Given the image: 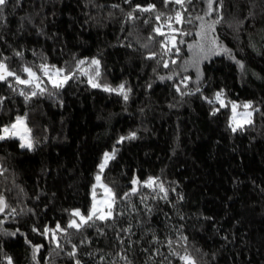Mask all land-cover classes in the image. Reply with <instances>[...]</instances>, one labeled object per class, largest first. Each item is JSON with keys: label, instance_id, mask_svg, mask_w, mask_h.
I'll list each match as a JSON object with an SVG mask.
<instances>
[{"label": "trees", "instance_id": "obj_1", "mask_svg": "<svg viewBox=\"0 0 264 264\" xmlns=\"http://www.w3.org/2000/svg\"><path fill=\"white\" fill-rule=\"evenodd\" d=\"M149 4L154 11L136 8ZM0 7V60L22 79V69L32 68L46 89L0 81V128L27 114L34 138L32 149L19 138L0 140L7 201L0 264L7 257L12 264H185L186 254L195 264H264V0L213 3L205 22L220 19L213 37L231 56L212 54L213 38L197 35L205 0L183 8L164 0H7ZM177 11L192 22L176 23ZM169 23L179 29L175 47ZM198 43L204 52L189 48ZM42 64L75 75L54 89ZM89 77L102 86L93 88ZM105 84H124L128 99ZM234 101L254 109L251 124L235 132ZM130 133L134 139L118 142ZM98 173L116 194L112 218L69 228L79 222L74 209L88 214ZM149 177L158 178L152 187L144 184ZM57 224L66 231L56 240L43 234Z\"/></svg>", "mask_w": 264, "mask_h": 264}, {"label": "snow or ice", "instance_id": "obj_2", "mask_svg": "<svg viewBox=\"0 0 264 264\" xmlns=\"http://www.w3.org/2000/svg\"><path fill=\"white\" fill-rule=\"evenodd\" d=\"M7 0H0V6H4L6 5ZM165 5L169 4V3H174L177 5H180L182 8L184 6L185 3H191V0H164ZM205 3L207 4V11L205 12L204 16H198L196 17L197 20L201 21L200 24V29L201 31L197 32V35L203 37L205 35H207V32L211 31L214 32L215 31V25L220 23V19H216L213 20L211 23H206L205 22V17H210L212 12L214 11L213 9V3H217L218 5H222V0H205ZM113 7H118V5H115ZM137 9H139L140 11L143 12H150V11H154L155 10V5L149 4L147 7H141L140 5L136 6ZM218 11V8L216 9ZM0 11H2V7H0ZM129 16L131 17V13H129ZM161 16L157 15L156 19L160 20ZM173 17H168L167 20L170 22L172 21ZM176 23H191L192 20L188 19L187 21L184 20L183 18V14L181 11H177L174 17ZM169 28H171V23H169ZM179 29H174L171 28V41L173 42V47H175V33L178 32ZM154 32H156L158 35L160 36H165L166 39L164 41H162V48L165 49V51H171L172 49H169L167 47L168 44V38H167V34L164 33L161 30V27H156L154 28ZM188 34V33H185ZM181 43H183V41H180ZM211 43L213 45V47L211 49H209L210 52H212V54L214 55H218V54H227L229 56H231V51L229 49H227L226 47H224L223 45H220L217 43V40L215 37H213V39L211 40ZM192 47H198L200 49L201 52H204V48L203 45L201 44H196V45H189V48ZM176 52H179V49L176 48L175 49ZM17 56L22 55L21 53H16ZM155 55V53H153V56ZM204 58H207V53H205ZM234 58V57H233ZM173 63H175V61H172ZM85 63L84 60H80L77 62V67H79L80 65H83ZM99 60L93 59L90 62V66L91 65H95L96 66V77H99L100 73H99ZM237 63H239V61H237ZM164 66L167 67L168 64L165 62ZM241 68H243V65H240ZM40 70L43 71V74L45 76L48 77V80L51 82L52 87L54 89H59L62 88L64 86V84H66L68 82L69 79H72L75 75L74 72H70L68 74H64L65 73V69L63 68H56L55 66H51V69L49 68V65L47 64H42L39 66ZM22 71L24 73H27L28 78L27 79H22L20 75H17L16 72L9 70L8 65L5 63L4 60H0V81H6L8 79V77H14L15 82L17 84H22V85H34L35 89L39 90V93H43L46 91V89L44 87H42V81L40 79V77L37 75V73L35 71L32 70V68L30 67H24L22 69ZM81 71H84L83 69H81ZM62 77V78H61ZM163 79V78H161ZM89 84H91V86L93 88H97V87H101L102 85L98 82H96L95 77H89L88 80ZM103 88L105 91H109V92H116L118 94L123 95L124 99L127 100L128 99V95L127 92L125 90V85L124 84H120L118 87L113 88L107 84L103 85ZM130 91V89L128 90ZM21 95H25V93L23 91L20 92ZM38 94L37 91H32L31 92V96H36ZM222 96V92H218L216 93V100L220 102V106L221 107H227L228 105L225 103L224 100L221 99ZM30 96L25 95V99H30ZM0 100H2V98H0ZM231 104V109H232V123H235V127H232V131L235 132L237 131L238 128H242L245 124H251V119H243V120H237V116H246V117H251L252 113L251 112H246V113H238L237 112V108L238 105L235 104L234 102H228ZM251 107V102L248 103H244L243 104V108L248 109ZM231 126V124H230ZM0 140H4L6 138H19V140L21 141L20 143V147L21 148H28V149H32L34 147L33 141L31 139V129L28 127L27 122H26V118L25 116H17L15 118V121L13 123H11V125L9 126H4L3 128H0ZM135 133H130L128 137H121L120 141L118 142H122L125 139H134L135 138ZM115 154H116V149L114 148L113 151L111 153L109 152H105L103 155V159L102 162L99 164V169H100V173L103 172V170L105 169V167L107 166L108 162L112 159L115 158ZM96 182L97 184L93 185L92 188V204L91 207L88 211L87 215H84L80 209H74L72 211V216L74 217H78L79 218V222H77L76 219H72L70 220L68 227L69 228H76L77 230H79L82 226L84 225H88L90 221H94V220H108L110 218H112L113 216V206L116 202V194L113 192V190L108 187V185L102 183L101 180V174H97L96 177ZM158 180V178L155 177H149L146 181H144V184L148 187H152L156 181ZM133 185H136L139 183V181L134 178L131 182ZM97 185H99V187L104 189V196L102 199L97 200L96 198V187ZM159 187L161 188V190L163 191V185L160 184ZM133 193H135L137 191V189L135 187L132 188L131 190ZM129 193H125V196H128ZM7 207L6 201L4 199V197L2 195H0V213L4 212L5 208ZM12 212L14 213L15 210L13 209ZM35 230V229H34ZM60 231V232H65L66 229L65 228H61V226L59 224L56 225L55 229H48L47 227L44 229V233L43 234H48L49 232H51L52 235V239L56 240V232ZM11 235H15V233H12ZM182 240H186V237H181ZM169 246H171L172 241H168ZM59 242H57V247H59ZM41 246H35L33 249V258H35V253L39 251V248ZM75 247V246H74ZM69 255H75V252L70 253ZM7 262L8 264H12V260L11 257H7ZM180 259L182 261L185 262V264H195V261L192 259V257L190 255H183L180 256ZM76 264H79V261L76 262Z\"/></svg>", "mask_w": 264, "mask_h": 264}, {"label": "rangeland", "instance_id": "obj_3", "mask_svg": "<svg viewBox=\"0 0 264 264\" xmlns=\"http://www.w3.org/2000/svg\"><path fill=\"white\" fill-rule=\"evenodd\" d=\"M207 36L208 37H211V39L213 38V32H211V31H209V32H207ZM207 43H205V45H206ZM222 100H224L225 101V103L227 104V101L224 99V98H222ZM234 103L235 104H237L238 105V108H237V112L238 113H246V112H251L252 113V115H251V117H246V116H237V120H243V119H252L253 118V114H254V109L252 108V106L250 107V108H248V109H245V108H243V104L244 103H248V102H244V103H240V102H235L234 101ZM230 107H231V104H230ZM19 116H25V118H26V122H27V125H28V115L27 114H21V115H19ZM232 116H233V113H232V109H231V115H230V120H231V123H232ZM15 120H13L11 123H13ZM11 123L10 124H7V125H4V126H9V125H11ZM234 126H236L235 125V123H232ZM3 126V127H4ZM2 127V128H3ZM28 127H29V125H28ZM0 134H2V133H0ZM31 139H32V141L34 142V138H33V135H32V133H31ZM106 152H109V151H106ZM110 153V152H109ZM96 184H97V182H96ZM99 186V185H98ZM101 191H103V193L101 194V195H99V196H97L96 198H97V200H100V199H102L103 198V196H104V189L103 188H101Z\"/></svg>", "mask_w": 264, "mask_h": 264}, {"label": "water", "instance_id": "obj_4", "mask_svg": "<svg viewBox=\"0 0 264 264\" xmlns=\"http://www.w3.org/2000/svg\"><path fill=\"white\" fill-rule=\"evenodd\" d=\"M5 201H6V200H5ZM6 204H7V201H6ZM5 210H6V208H5ZM5 210H4V211H5Z\"/></svg>", "mask_w": 264, "mask_h": 264}]
</instances>
